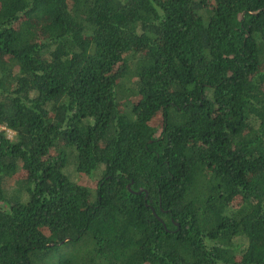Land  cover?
Wrapping results in <instances>:
<instances>
[{
    "label": "trees",
    "instance_id": "trees-1",
    "mask_svg": "<svg viewBox=\"0 0 264 264\" xmlns=\"http://www.w3.org/2000/svg\"><path fill=\"white\" fill-rule=\"evenodd\" d=\"M0 125V264H264V0H0Z\"/></svg>",
    "mask_w": 264,
    "mask_h": 264
},
{
    "label": "rangeland",
    "instance_id": "rangeland-1",
    "mask_svg": "<svg viewBox=\"0 0 264 264\" xmlns=\"http://www.w3.org/2000/svg\"><path fill=\"white\" fill-rule=\"evenodd\" d=\"M6 136L10 139L13 138V133H7ZM72 162H68L66 164V166L63 168V172L71 179V180H76V181H80L77 179V174L75 173L74 171V167L73 165L71 164ZM98 176L96 175H93L91 178H89L88 180H84V181H81V182H84L86 184H88L89 186L93 187L94 186V182H95V179L97 178Z\"/></svg>",
    "mask_w": 264,
    "mask_h": 264
},
{
    "label": "built area",
    "instance_id": "built-area-1",
    "mask_svg": "<svg viewBox=\"0 0 264 264\" xmlns=\"http://www.w3.org/2000/svg\"><path fill=\"white\" fill-rule=\"evenodd\" d=\"M0 130H5L6 134L9 133H13L11 130L6 129L4 126L0 125Z\"/></svg>",
    "mask_w": 264,
    "mask_h": 264
},
{
    "label": "water",
    "instance_id": "water-1",
    "mask_svg": "<svg viewBox=\"0 0 264 264\" xmlns=\"http://www.w3.org/2000/svg\"><path fill=\"white\" fill-rule=\"evenodd\" d=\"M128 186V185H127ZM137 192H140V191H137Z\"/></svg>",
    "mask_w": 264,
    "mask_h": 264
}]
</instances>
